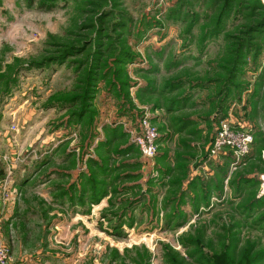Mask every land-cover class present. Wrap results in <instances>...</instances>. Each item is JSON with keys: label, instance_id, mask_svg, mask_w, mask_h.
<instances>
[{"label": "rangeland", "instance_id": "obj_1", "mask_svg": "<svg viewBox=\"0 0 264 264\" xmlns=\"http://www.w3.org/2000/svg\"><path fill=\"white\" fill-rule=\"evenodd\" d=\"M38 2L0 0L7 262L264 264L255 0ZM142 119L150 158L126 149ZM221 122L250 137L244 153L214 147Z\"/></svg>", "mask_w": 264, "mask_h": 264}, {"label": "built area", "instance_id": "obj_2", "mask_svg": "<svg viewBox=\"0 0 264 264\" xmlns=\"http://www.w3.org/2000/svg\"><path fill=\"white\" fill-rule=\"evenodd\" d=\"M156 138L155 128L146 119H142L139 123V131L133 139L142 156L150 158L155 154L157 147ZM249 139V136L234 134L228 125L221 122L214 139V147L216 149L228 147L241 154L247 150ZM0 264H7V250L1 242Z\"/></svg>", "mask_w": 264, "mask_h": 264}, {"label": "trees", "instance_id": "obj_3", "mask_svg": "<svg viewBox=\"0 0 264 264\" xmlns=\"http://www.w3.org/2000/svg\"><path fill=\"white\" fill-rule=\"evenodd\" d=\"M31 2L34 0H30ZM56 1L58 0H39V2L37 3L38 9L43 10V11H47L50 10L53 6L56 5ZM62 1H66V0H62ZM254 8L256 10H258V16L259 18L257 19V27H263L264 25V4L261 2V0H255V6ZM172 101L169 102V106H166V109L171 112L172 111V107H171ZM168 107V108H167ZM183 126V125H182ZM131 146L135 148V150L140 154V151L138 150L137 146L134 143L133 140V144H129L126 149H131ZM196 180H198L197 178H195ZM202 184L203 183H199L197 185L198 190L202 189ZM196 187V189H197ZM254 257V255H248V254H241V256L236 259L232 254L227 253H220L217 256H211V264H251L252 262V258Z\"/></svg>", "mask_w": 264, "mask_h": 264}, {"label": "crops", "instance_id": "obj_4", "mask_svg": "<svg viewBox=\"0 0 264 264\" xmlns=\"http://www.w3.org/2000/svg\"><path fill=\"white\" fill-rule=\"evenodd\" d=\"M7 264H16V263L10 262V259H9V261L7 262Z\"/></svg>", "mask_w": 264, "mask_h": 264}, {"label": "water", "instance_id": "obj_5", "mask_svg": "<svg viewBox=\"0 0 264 264\" xmlns=\"http://www.w3.org/2000/svg\"><path fill=\"white\" fill-rule=\"evenodd\" d=\"M262 2L264 3V0H262Z\"/></svg>", "mask_w": 264, "mask_h": 264}]
</instances>
